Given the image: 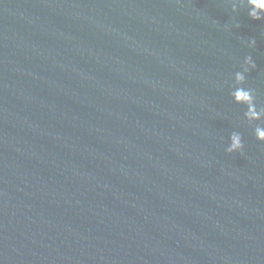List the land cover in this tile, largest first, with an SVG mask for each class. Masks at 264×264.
Segmentation results:
<instances>
[{"label": "water", "instance_id": "1", "mask_svg": "<svg viewBox=\"0 0 264 264\" xmlns=\"http://www.w3.org/2000/svg\"><path fill=\"white\" fill-rule=\"evenodd\" d=\"M249 7L0 0V264H264Z\"/></svg>", "mask_w": 264, "mask_h": 264}, {"label": "clouds", "instance_id": "2", "mask_svg": "<svg viewBox=\"0 0 264 264\" xmlns=\"http://www.w3.org/2000/svg\"><path fill=\"white\" fill-rule=\"evenodd\" d=\"M247 3L250 5L249 16L256 17V16L264 15V0H247ZM240 76H241L240 72H237L235 74V78L237 80L240 79ZM238 91L239 89L234 88L231 95L235 97ZM256 135L258 139L264 140V128L258 127L256 129ZM241 148H242V144L240 143L239 138L235 134H233V136L230 138V142L227 146L226 151L234 152L240 150Z\"/></svg>", "mask_w": 264, "mask_h": 264}]
</instances>
